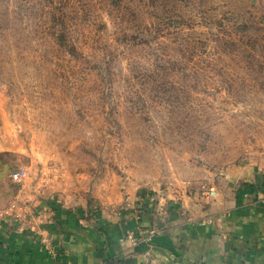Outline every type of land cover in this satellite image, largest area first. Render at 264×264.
Listing matches in <instances>:
<instances>
[{
    "label": "rangeland",
    "instance_id": "obj_1",
    "mask_svg": "<svg viewBox=\"0 0 264 264\" xmlns=\"http://www.w3.org/2000/svg\"><path fill=\"white\" fill-rule=\"evenodd\" d=\"M263 165L264 0H0L1 233L195 220Z\"/></svg>",
    "mask_w": 264,
    "mask_h": 264
},
{
    "label": "crops",
    "instance_id": "obj_2",
    "mask_svg": "<svg viewBox=\"0 0 264 264\" xmlns=\"http://www.w3.org/2000/svg\"><path fill=\"white\" fill-rule=\"evenodd\" d=\"M150 231L149 242L120 240ZM15 232H0V264H264V165L244 172L195 220L105 215L75 204L37 230Z\"/></svg>",
    "mask_w": 264,
    "mask_h": 264
},
{
    "label": "built area",
    "instance_id": "obj_3",
    "mask_svg": "<svg viewBox=\"0 0 264 264\" xmlns=\"http://www.w3.org/2000/svg\"><path fill=\"white\" fill-rule=\"evenodd\" d=\"M25 173L24 172H16L15 174H12L11 179L13 182H21ZM215 194L213 189H210L208 191L209 196H213ZM154 234V231L150 232H141L139 233L140 237H137L135 233L133 232H127L121 237V241H129L132 245H136L140 239H144L146 242H149L151 240L152 235Z\"/></svg>",
    "mask_w": 264,
    "mask_h": 264
}]
</instances>
